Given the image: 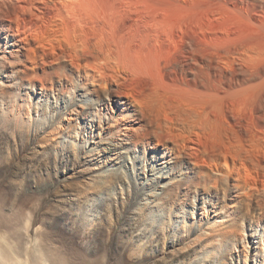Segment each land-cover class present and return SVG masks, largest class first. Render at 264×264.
<instances>
[{"label": "bare ground", "instance_id": "1", "mask_svg": "<svg viewBox=\"0 0 264 264\" xmlns=\"http://www.w3.org/2000/svg\"><path fill=\"white\" fill-rule=\"evenodd\" d=\"M23 2L0 0V132L15 146L12 156L35 142L41 150L55 146L34 157L42 165L86 158L96 172L91 193L111 195L128 178L131 195H139V182L157 216L185 226L206 218L201 239L209 253L231 257L248 246L264 262L256 181L235 179L237 190L255 188L241 196L228 186L201 188L202 166L150 132L121 82L138 77L225 96L246 76H263L264 0Z\"/></svg>", "mask_w": 264, "mask_h": 264}, {"label": "rangeland", "instance_id": "2", "mask_svg": "<svg viewBox=\"0 0 264 264\" xmlns=\"http://www.w3.org/2000/svg\"><path fill=\"white\" fill-rule=\"evenodd\" d=\"M262 75L246 76L225 96L181 92L170 82L138 77L121 82L128 104L150 132L167 137L166 147L191 153L192 161L202 166L201 188L217 192L228 186L241 196L255 188L237 190L232 184L241 183L235 179H254L258 189L252 193L262 198ZM34 143L18 147L22 153L12 156L15 146L0 132V264H264L248 246L231 257L209 253L201 239L206 218L185 226L173 217L157 216L141 196L144 184L136 182L139 195H131L128 178L111 195L91 193L90 175L96 172L86 158L73 166L42 165L34 157L55 146L41 150Z\"/></svg>", "mask_w": 264, "mask_h": 264}]
</instances>
